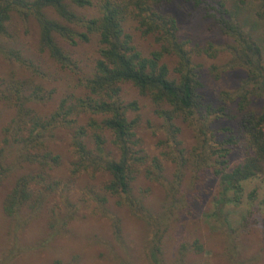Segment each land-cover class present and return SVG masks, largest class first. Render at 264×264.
I'll return each instance as SVG.
<instances>
[{
	"label": "trees",
	"instance_id": "1",
	"mask_svg": "<svg viewBox=\"0 0 264 264\" xmlns=\"http://www.w3.org/2000/svg\"><path fill=\"white\" fill-rule=\"evenodd\" d=\"M175 1L0 0V117L6 115L0 128V217L13 244L44 218L42 236L21 246V254L68 235L71 223L86 217L84 205L109 221V260L117 263V248L136 264L121 215L127 212L137 223L145 264H203L206 247L197 236L171 243L168 257L170 233L183 229L207 198L218 215L224 203L241 202L245 181H264V39L260 43L243 30L223 0H179L229 39L216 48L191 46L179 37L169 7ZM256 1V15L264 18V0ZM31 23L32 47L18 29ZM79 46L90 49L85 59L75 57ZM217 51L228 54L223 67L245 74L234 91L210 99L202 92L198 58ZM126 85L159 120L157 154L150 155L139 135L140 107L126 98ZM181 125L193 132L190 147L181 139ZM63 137L74 157L66 176L54 144ZM163 161L173 165L170 177ZM77 175L82 181L76 182ZM139 176L158 183L161 198L151 199L149 187L136 186ZM71 183L89 188L87 197L73 195ZM56 193L61 206L47 208ZM256 220L250 208L238 227L221 221L217 232L226 264H256L261 257L260 251L240 257L256 242L239 234ZM80 258L72 256L69 264Z\"/></svg>",
	"mask_w": 264,
	"mask_h": 264
},
{
	"label": "rangeland",
	"instance_id": "2",
	"mask_svg": "<svg viewBox=\"0 0 264 264\" xmlns=\"http://www.w3.org/2000/svg\"><path fill=\"white\" fill-rule=\"evenodd\" d=\"M223 1L234 12L235 20L242 26L243 30L249 32L254 39L261 43L264 39V18H258L256 15L259 9V2L256 0ZM169 7L176 14L179 37L183 40H188L189 45L193 46L197 44L200 47L207 48L210 44L212 48H216L229 41L228 37L222 34L207 19H204L200 12L194 11L190 4H183L177 0ZM26 28L27 30L24 31ZM34 28L33 23L28 24L27 27H22L21 24L18 25L22 40L30 47L34 44L32 39ZM90 53V49L85 46H79V48L75 49L76 58L81 57L85 59L84 54L89 55ZM198 60L202 62V68L204 70V87L202 92L210 99L217 98L221 91H234L244 77L245 73L240 68L229 69L223 67L228 60V54L224 51H217L214 56L202 54ZM0 70H2V67H0ZM60 83L62 84L63 81L59 80L55 84L60 88ZM124 90L126 92V98L136 99L140 107L139 135L144 145L150 155L157 154V140L163 137V132L158 130L159 120L152 114L148 102L138 96L130 85H126ZM59 93L58 96H60ZM255 101V104H261L259 99ZM5 117L6 115L0 117V128L6 120ZM181 129V139L186 147H190L194 141L193 132L186 125H181ZM54 144L57 151L62 155L63 170L61 171V176L64 174L66 176L69 162L74 158L72 150L65 137L58 138L54 141ZM163 162L164 164L168 163L166 161ZM172 169L173 165L171 166L168 163L165 171L168 177H170ZM82 178V175H77L75 178L77 180L76 182L82 181ZM78 185L77 183L70 184L71 189L75 188L72 194L77 195V197H87V194L84 192L88 191L89 188L83 191L82 186ZM243 185L244 196L241 202L236 205L224 203L219 208L221 210L218 215L214 212L216 205L209 198L204 203L196 206L197 212L193 219L186 221L183 229L182 227L176 226L168 236L166 240L169 249L168 257H171L174 253V246H171V243H176L175 245H177L186 238L197 236L206 247V251L201 258L203 264L206 261L211 264H226V255L222 256L221 254V235L217 232L222 227L221 221L225 220L228 227H238L241 219L252 208V210L256 211L257 223L251 227L249 232H244L242 235L239 234V238L247 241L254 240L260 248H257L256 243H254L249 248H245L243 251L240 250V257L246 258L251 253L260 251L261 257L257 254L256 264H264V203L261 202L264 200V181L261 177H255L245 181ZM136 186H140L142 189L149 187L152 194L150 196L151 199L161 198L162 196V189L159 184L148 181L143 176L138 177ZM253 189L256 191L255 196L249 199L248 193ZM4 193V190L0 191V200L3 199ZM54 205L61 206L58 193L52 197L47 208ZM80 212L86 213V217L71 223V234L69 233L65 237L57 239L55 242L49 241L47 244H44V249L41 251L28 248L22 254L19 250L21 246L27 245L26 243L29 244L31 241L36 242L42 236L41 226L44 218L40 216L34 221L30 228L22 233V239L20 241L18 240L17 244L15 242L13 244V241L6 235L8 222L0 217V264H54L56 259H60L63 264H69L71 257L74 255L81 256L79 264H119V262H121L120 264H132L129 257L127 258L124 254V251L118 250L117 248V263L112 259L109 260V258H106L107 254H110L108 251L109 248L104 243V239L111 240L109 221L99 214H92L91 210L84 205L80 206ZM121 215L123 217L125 237L132 246V255L137 257L136 264H145L140 256V234L137 223H135V220L127 212H123ZM101 254L104 257H101ZM251 260V262L255 261L254 259Z\"/></svg>",
	"mask_w": 264,
	"mask_h": 264
}]
</instances>
